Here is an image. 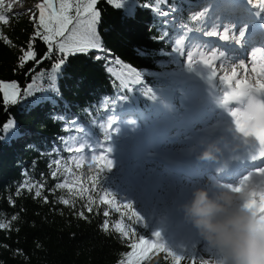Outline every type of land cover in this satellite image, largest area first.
<instances>
[{
    "label": "trees",
    "instance_id": "trees-1",
    "mask_svg": "<svg viewBox=\"0 0 264 264\" xmlns=\"http://www.w3.org/2000/svg\"><path fill=\"white\" fill-rule=\"evenodd\" d=\"M201 1L168 0V3L175 6L177 10L174 14L182 24L197 28L201 25L190 21V16L194 13L190 9L192 5L201 4ZM37 2L39 0H35V4ZM151 2L152 0H133L134 5L141 6L135 7L132 15H127L124 9H117L106 0H98L96 7L100 11V18L95 29L105 51L91 50L70 55L66 64L58 70L53 67L54 62L60 58L55 52L51 59L39 65L29 61L23 68L18 67V58L22 50H27L34 28L29 20L30 13L12 8L13 14H23L10 17L9 24L3 27V35L11 43L5 44L0 40V80L15 81L23 91L35 79L34 87L40 91L36 90L35 94L28 96L26 104L20 105L19 101L7 108L0 94V126L10 118L14 119L16 132V135L0 132V222H8L12 215H18V219L11 222V230H0V264H118L122 254L130 250L128 242L122 241L112 227L119 219V213L114 208L107 218L109 229L105 231L102 227L106 219L102 215L103 207L100 214L95 210L93 213L84 210L87 217L85 219L77 215V212L83 210L82 204L85 201L75 199L73 208L59 202L61 197L72 198L66 190L49 194L48 189L56 181L49 178L51 169L47 165L56 158L51 153L55 146L60 145V138L68 136L62 130L64 122L58 117H77L90 130V135L99 137L100 130L88 124L86 110L94 108L105 98L117 95L119 77L108 71L110 67L114 73H123L126 80L127 66H130L144 73L145 81L157 88L165 84L163 77L158 79L160 74L171 72L177 67L171 63L172 56L162 54L171 51L169 43L158 42L156 39L165 30L162 18L150 8L142 7ZM212 4H215V0H209L199 11ZM209 23H219L218 16H213L211 11L204 18L202 26L205 30H208ZM166 27L169 37L179 33L176 22H169ZM35 51L37 59L47 51L45 43L39 38L35 41ZM97 56L102 58L97 59ZM117 60L121 62L119 65L116 64ZM33 68L34 72L30 74L29 69ZM53 75L56 76L54 83L58 85L59 95L43 91L49 88ZM129 100L140 102L143 108L151 105V100L140 96L139 92ZM119 109L117 113H120ZM88 138L89 136L76 134L72 146L76 147L79 142L87 141ZM60 155L66 160L69 154L62 151ZM112 158L115 159L116 167L112 173L107 174L106 186L122 193L128 187L133 196L143 199L142 194L134 189L127 178L131 165L117 155H112ZM69 166L73 167L74 176L79 177L80 182L88 187V161L82 162L80 169H76L73 164ZM69 179L73 177L70 176ZM22 182L44 183L43 195H48L49 202L44 203L42 198H34L35 189L32 192L23 190L17 196V188ZM9 197L15 200L14 207L10 206ZM149 198V203L146 202L147 197L143 199L145 212L142 211L148 227L135 225L137 234L151 238L150 232L160 228L174 250L179 252L181 246H186V254H190L193 238L186 231L173 236L166 225L167 222L173 223L171 206L156 200L157 196L153 194ZM157 205L162 208L158 209ZM137 210H141V206L137 205ZM124 222L129 221L125 218ZM163 255H154L141 264H165ZM199 259L198 256L197 260Z\"/></svg>",
    "mask_w": 264,
    "mask_h": 264
},
{
    "label": "snow or ice",
    "instance_id": "snow-or-ice-1",
    "mask_svg": "<svg viewBox=\"0 0 264 264\" xmlns=\"http://www.w3.org/2000/svg\"><path fill=\"white\" fill-rule=\"evenodd\" d=\"M17 2L23 4V0H17ZM106 2L117 9H124L127 15H132L135 7L141 6L134 5L133 0H106ZM97 3L98 0H58V3L57 0H39L33 8L27 9L34 31L27 44V50H22V54L18 58V67L23 68L29 61H34L35 65H39L43 61L51 59L55 52L60 58L54 62L53 67L58 70L66 64L67 57L70 55L86 53L91 50L104 52L95 29L100 18V11L96 7ZM245 6L252 10V15L259 20L261 27L264 28V0H246V5H237L241 9H244ZM142 7H148L155 11L165 25L163 34L156 39L158 42L167 41L171 51L162 54L172 56L171 63L176 65H179L182 59L188 72L194 70V62L202 63L208 69L210 74L207 79L212 82L213 88L216 87L213 83L215 80H218L219 85L224 87L222 95H220V103L231 118L236 132L245 138H254L259 143V155H252L251 160L264 158V62L258 64L256 60L257 53L264 60V47L253 49L246 62L243 58L237 59L230 55L226 50L210 48L206 44L198 45L196 55H199L200 59L194 61V53L186 44L190 32L200 31L205 37H215L228 44H234L237 48H243L247 43L246 37L250 35L251 25L244 19H239L237 23H214L208 30H205L202 25L211 7L209 5L190 16V21L201 25L200 27L194 29L188 24H183L177 35L169 37L166 26L170 22L169 18L175 21L174 13L177 10L175 6L169 4L168 0H152L151 4H145ZM12 8L11 3L5 4V0H0V40L5 44H10L11 41L3 35V27L9 24L10 17L15 18L23 14H13ZM37 38L43 41L47 47V51L39 59H37L35 51ZM200 48L204 50L199 51ZM96 58L101 59L102 57L97 56ZM109 62L111 63V60ZM120 63L119 60L116 61V64ZM127 69L128 78L125 80L123 73H114L110 67L108 71L119 77L117 95L114 98H105L94 108L90 107L86 110V115L89 117L88 124L100 130L96 143L79 142L78 146L73 147L72 140L76 134L88 137L90 130L77 117H58L64 122L62 130L68 136L61 137L60 145L55 146L51 153L56 158L52 159L47 166L51 169L49 178L56 183L48 189V192L54 194L57 190H66L72 198L61 197L59 202L73 208H75V199L85 201L82 204L83 210L77 212L81 218L87 219L84 210L88 213H93L95 210L97 214H100V209L103 207L102 215L106 219L103 221L102 227L105 231L109 229L107 218L113 208L115 212L119 213V219L112 227L122 241L128 242L127 246L130 250L122 254L118 264H141L142 261L149 260L152 256L160 253L164 254L165 264H224L223 251L207 245L198 236H194L191 241V252L186 254L188 253L187 247L181 246L179 252L174 250L165 239L164 231L160 228L150 232L151 238L138 235L135 225L148 227V224L145 223V215H142V211L145 209L142 197L133 196L128 187L122 193L106 186L107 174L112 173L116 167L115 159L112 158L115 150L114 137L119 136L122 132L117 109L129 107L130 97L136 96L138 92L140 96L151 101H156L159 98L157 87H153L145 81L144 73L132 69L130 66H127ZM33 72L34 68L29 69L30 74ZM183 73V70L177 67L171 72L161 73L158 79L161 77L180 78L183 77ZM55 80L56 76L53 75L49 88L43 89V91L59 95ZM34 86L35 79L21 91L17 82L0 80L3 104L6 108L17 104L33 94ZM163 90L160 89V91ZM233 104L240 105V107L231 106ZM125 123L131 126L132 131L136 130L137 122L134 119L130 118ZM0 132L16 135L14 119L10 118L0 126ZM211 134L219 135L220 130L217 129ZM62 151L69 154L66 160L60 155ZM97 152L98 154H96ZM86 160L89 167L88 187L80 182L79 177L74 176L73 167L69 166V164H73L76 169H80L82 162ZM70 176L73 179L70 180ZM254 176L258 178V183ZM77 184L80 186L76 187ZM249 185L253 186V190L247 193L244 205L257 216L260 224L264 226V166L256 167L240 176L238 183L231 186V190L242 192ZM44 188V183L22 182L17 188L16 195L19 196L23 190L32 192L35 189L34 198H42L44 203H48V195H43ZM8 200L10 206L14 207L15 200L11 197ZM137 205L141 206V210H137ZM154 207L153 205V209ZM125 218L129 221L128 223L124 222ZM17 219L18 215H12L8 222H0V230H11V222ZM17 253L19 254V250ZM198 256L199 260H197ZM205 256L210 258H204Z\"/></svg>",
    "mask_w": 264,
    "mask_h": 264
},
{
    "label": "rangeland",
    "instance_id": "rangeland-1",
    "mask_svg": "<svg viewBox=\"0 0 264 264\" xmlns=\"http://www.w3.org/2000/svg\"><path fill=\"white\" fill-rule=\"evenodd\" d=\"M5 3L6 4L11 3L13 5V9H15V10L26 11L27 9L34 7L35 0H23L22 5H21V3L17 2V0H5ZM221 12H219L218 17L221 16L224 18L226 15L220 14ZM176 19H177V16H175V21H176ZM222 23H225V22H222ZM177 24L179 25V27L182 25L181 22L177 23ZM212 47L224 50L223 48H219L218 46H215V47L212 46ZM190 50H192L194 53V61H199L200 57H198V58L195 57V55L198 51V48H196L195 50L194 49H190ZM203 50H204L203 48L199 49V51H203ZM177 59H180V58H177ZM201 64L202 63H195L194 62L193 63V69L194 70L191 72H188L186 70V64L182 59L180 61V64L177 66L183 67L185 69L183 71L184 72L183 77H184V76H188V74L193 73L196 70L199 71L201 69V67L199 65H201ZM208 74H209L208 70H205V71H201V73L199 75H208ZM176 79L177 78H171V77L165 78V77H163L165 84L162 85L160 88H157V93H158L159 98L156 101H152V103H151L152 107L150 108L151 111L148 112V116L154 115L155 111L157 110V104L161 103L164 100L168 101V99H169L171 102L170 104L172 106H170L169 109H166V110L163 109L162 113H164L165 116L169 117L168 121H171L170 120L171 116L174 117V120H172V121L176 124L172 125L171 129L177 127V124H180L182 122L184 115L186 114V111H188L190 109V107L186 106L183 101H180L179 99H176L175 97H172V94L175 95L177 93V91H179L178 92L179 96L181 95L184 98H186V94H187L186 93L187 91L184 90L183 86H180V89H177V86H174V83L177 82ZM185 81H187V79H185ZM170 83H172V84H170ZM171 85H173V86H171ZM217 85H219V84H217ZM37 89L38 88H36V87L33 88V94L36 93ZM160 89H164V90L160 91ZM195 90H196V88L192 89L191 92L193 93ZM213 92L214 93L216 92V87L213 89ZM28 101H29V99L27 96L20 101V105L26 104ZM128 104L130 105L129 107L125 106L124 108L118 110L120 113H117V115L120 116L122 132L119 136L114 137L115 149H119V153H120L119 157L121 156L123 158L132 160L131 165H133V168H129V170H128V179L130 180V178H131L130 181L136 186V188L139 191L143 192L145 195L149 194V192L155 193L157 191V193H158L157 200H159L161 202L164 201L173 207L172 218H173L174 222H176L178 225L179 224H187L185 226V230H187L186 232L189 233L188 235L191 236L192 238H194V236H198L200 239H202V237L199 235L197 229L193 226L191 219L185 214V211H184L182 205L184 203L190 202L192 199V196H193V190L196 188V186L202 185V183H206L207 180L197 181L199 184H194V183L187 182V181H183L182 183L172 182V184L171 183L165 184L164 181H158L156 178L152 179L150 176L146 177L147 168L153 167V164L149 161L141 162L140 159L135 155L134 151L135 150L138 151L140 149V147H135L134 145L131 147L130 146L131 144L125 145L126 144L125 141L128 140L129 138H132L130 140V141H132L134 139V137L138 138L139 135H142V136L144 135L143 131L140 128L136 129L135 131H132L131 127L128 128L130 125L125 123V121L127 120L128 117L136 116L134 114L135 111L138 112L139 103H137V101L136 102L129 101ZM180 106H183L185 110L182 112V114H180V117L179 116L176 117V116H174V113L172 112L173 108H180ZM127 109L130 110V112L126 115H123V112ZM178 118H180V119H178ZM136 122H138V120H136ZM126 126H128V127H126ZM128 133H133V136L127 137L126 134H128ZM146 135H147V137H150V135H151L150 131H147ZM97 137H98V135L95 137H93L92 135H89L88 140L84 141V142L90 141L92 143H96ZM72 144H73V142H72ZM127 147H129V148L126 149ZM124 149H126V150H124ZM122 150H124V151H122ZM96 154H98V152ZM153 175L154 174L152 173V176ZM154 181L158 182V186H155L153 184ZM155 184H157V183H155ZM151 186H155V187H152V189H150ZM248 192H250V191L249 190H243L242 192H230V193H234L235 197H233V203L228 205V209L231 210L237 204H239L241 202L244 203L245 197H246ZM221 214H226V213H221ZM180 230L181 229L179 226H177V227L171 226L170 227V233L173 236L177 235L178 232H180ZM204 242L207 244L206 241H204ZM204 258H210V257L205 256Z\"/></svg>",
    "mask_w": 264,
    "mask_h": 264
},
{
    "label": "clouds",
    "instance_id": "clouds-1",
    "mask_svg": "<svg viewBox=\"0 0 264 264\" xmlns=\"http://www.w3.org/2000/svg\"><path fill=\"white\" fill-rule=\"evenodd\" d=\"M215 158L212 146L196 156L198 161ZM232 203L230 191H221L214 199L207 187L199 186L182 207L202 239L223 251L224 264H264V226L243 202L229 210Z\"/></svg>",
    "mask_w": 264,
    "mask_h": 264
},
{
    "label": "bare ground",
    "instance_id": "bare-ground-1",
    "mask_svg": "<svg viewBox=\"0 0 264 264\" xmlns=\"http://www.w3.org/2000/svg\"><path fill=\"white\" fill-rule=\"evenodd\" d=\"M229 1L230 0H227V2H229ZM232 13L237 18L238 17H242L243 18V17L247 16L245 8L241 9V8L235 7L234 5H232ZM194 32L195 31L191 32V34L193 35ZM232 53L233 52H231L230 55H232ZM236 53L238 54V56H242V53L240 51H237ZM195 57L198 58L199 56L195 55ZM237 59H239V58H237ZM256 60H257L258 64L261 63V62H264V60H262V58L259 57V56H256ZM246 62H247V60H246ZM199 66L201 67V69L199 71L196 70L193 73L188 74V76L177 78L176 79L177 82L174 83V86H177V89H180V86H183L184 90L187 91L186 93H188L187 95H188V98H190V102L189 101H185V105H195L196 111H193V116H194L193 118H196L198 116V112L203 110V108L198 105L200 103V99L202 97H204L205 95H207V96L213 95L212 92H213V89H214L213 86H212V82L207 79V76L210 73L208 75H199L201 73V71H205V70H208V69L205 68V66L203 64H201ZM217 66H219L218 63H217ZM185 79H187V81H185ZM213 83H215L216 86H218L217 84H219L218 80H215ZM170 84H172V83H170ZM171 86H173V85H171ZM195 88L197 89L198 93L193 95V94H191L192 93L191 90L195 89ZM210 91H212V92H210ZM178 92L179 91H177V93L175 95L172 94V97H175L176 99H179L180 101H183L184 97H182L181 95L179 96ZM216 99H217V95H215L214 97L211 96L209 98V100H213V101H210L212 103ZM170 103L171 102H170L169 99H168V101L164 100L161 103H158L157 104V110L155 111L154 115H151V116H148V112L145 111L142 108L143 105H139L138 106V112L135 111L134 114L138 116V114L144 113L143 115H145V116H142V118H141L142 122L143 123H146V122L150 123V120L153 119V118H155V119L165 118L166 116H165L164 113H162V110L163 109L166 110V109H168V106L169 107L172 106ZM183 110H184V107L180 106V108H173L172 112L174 113V116H176V117L179 116L180 117V114H182ZM178 119H180V118H178ZM182 122H185V120H182ZM221 122H222V120H217L216 124L217 123H221ZM222 123H224V122H222ZM171 124L172 123H167L166 124L167 129L170 128ZM186 130L188 131L187 128H186ZM157 135L158 136L159 135L162 136L164 134L163 133H158ZM172 158H174V157L172 155H170V159H172ZM194 184H197V182L194 181ZM202 185L210 187L212 185V183L210 181H207L206 183H202ZM231 194H232L233 197H235L234 193H231Z\"/></svg>",
    "mask_w": 264,
    "mask_h": 264
},
{
    "label": "water",
    "instance_id": "water-1",
    "mask_svg": "<svg viewBox=\"0 0 264 264\" xmlns=\"http://www.w3.org/2000/svg\"><path fill=\"white\" fill-rule=\"evenodd\" d=\"M108 54H112V53H108Z\"/></svg>",
    "mask_w": 264,
    "mask_h": 264
}]
</instances>
